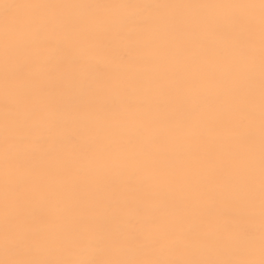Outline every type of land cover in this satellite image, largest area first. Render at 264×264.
I'll return each mask as SVG.
<instances>
[{"label":"snow or ice","instance_id":"1","mask_svg":"<svg viewBox=\"0 0 264 264\" xmlns=\"http://www.w3.org/2000/svg\"><path fill=\"white\" fill-rule=\"evenodd\" d=\"M0 264H264V0H0Z\"/></svg>","mask_w":264,"mask_h":264}]
</instances>
